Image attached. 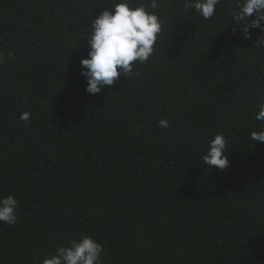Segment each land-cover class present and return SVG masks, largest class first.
<instances>
[{"label":"trees","instance_id":"16d2710c","mask_svg":"<svg viewBox=\"0 0 264 264\" xmlns=\"http://www.w3.org/2000/svg\"><path fill=\"white\" fill-rule=\"evenodd\" d=\"M109 3L0 0V198L19 201L17 222L0 223V264H42L82 235L102 264H264V142L250 136L262 34L233 32L234 0L210 20L161 0L149 61L91 95L83 39ZM216 134L224 170L202 159Z\"/></svg>","mask_w":264,"mask_h":264},{"label":"clouds","instance_id":"9594fccd","mask_svg":"<svg viewBox=\"0 0 264 264\" xmlns=\"http://www.w3.org/2000/svg\"><path fill=\"white\" fill-rule=\"evenodd\" d=\"M221 0H184V8L194 9L196 14L210 20L216 14ZM111 9H105L88 28L86 38L89 46L87 57L80 60L81 75L86 79L85 91L95 95L107 86H112L121 76L129 80L138 65L149 61L154 54L158 36L162 35L164 21L155 11L162 6L161 0L135 4L134 0H110ZM153 11H149L148 9ZM232 21L244 38L250 39L252 30L262 35L254 41V47L264 48V0H234L231 5ZM134 62V63H133ZM119 69V71H118ZM30 112H22L21 121H28ZM255 120L262 122L258 131L250 133L253 141L264 142V103L258 105ZM158 126L168 128L169 121L162 119ZM202 159L209 168L224 170L229 165L225 155L227 138L216 134L209 142ZM19 201L14 196L0 198V223L14 225L17 222ZM104 247L90 236L71 239L67 246L61 245L45 257L42 264H102Z\"/></svg>","mask_w":264,"mask_h":264}]
</instances>
